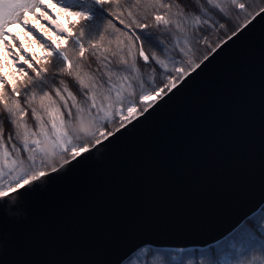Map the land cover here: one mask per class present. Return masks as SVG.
Here are the masks:
<instances>
[{"label":"snow or ice","instance_id":"snow-or-ice-1","mask_svg":"<svg viewBox=\"0 0 264 264\" xmlns=\"http://www.w3.org/2000/svg\"><path fill=\"white\" fill-rule=\"evenodd\" d=\"M76 5L0 0V264H264V0Z\"/></svg>","mask_w":264,"mask_h":264},{"label":"rangeland","instance_id":"rangeland-1","mask_svg":"<svg viewBox=\"0 0 264 264\" xmlns=\"http://www.w3.org/2000/svg\"><path fill=\"white\" fill-rule=\"evenodd\" d=\"M62 2H64L67 7L77 6L76 0H62ZM49 11L56 18L55 22L59 24L62 29L70 28L71 21L66 18L63 12H61L55 7L50 8ZM29 20L31 21L30 26H34L33 31L36 33V35L34 36L31 33L25 34L26 30L19 28V27L11 29V32L16 37V42L19 43L20 49L23 50L21 52L14 45L12 52L17 55H20L21 58L31 57L34 55L35 57L38 58L36 60V63H39L40 62L39 58H42L45 55L46 49L42 48L41 44L37 40V36H39L40 39L44 40L46 43H52L53 41H59L61 37H57L55 32L52 30V21L50 19L41 21V20L33 19L32 17H29ZM41 33H43V35H41ZM8 43H11V41H8ZM0 64L4 65L3 70H2L3 75L7 77L9 80H11L13 78V75L16 74L17 69L13 61L10 59L9 55L3 51V46H0ZM24 66L26 67L27 64L25 63ZM34 125L33 127H29L33 131H35ZM49 131L51 130L49 129ZM4 179L5 180L7 179V175H5Z\"/></svg>","mask_w":264,"mask_h":264},{"label":"trees","instance_id":"trees-1","mask_svg":"<svg viewBox=\"0 0 264 264\" xmlns=\"http://www.w3.org/2000/svg\"><path fill=\"white\" fill-rule=\"evenodd\" d=\"M226 38V37H225ZM213 42L216 40V37H212ZM201 51H203V48L201 47ZM67 82V81H66ZM69 83V90L73 92V94H77L76 89L73 87L71 82ZM79 99V96H78ZM25 119L28 121V126L33 127L35 124L34 121L31 120L30 115L28 117H25ZM8 129L6 128V135H7ZM231 241L225 240L222 245H220L221 249L230 247ZM204 256L203 253H201L199 250L193 251V252H185L183 255H176L177 260L184 261V264H188L189 261H191L193 264H199L200 259ZM170 259V258H169Z\"/></svg>","mask_w":264,"mask_h":264},{"label":"water","instance_id":"water-1","mask_svg":"<svg viewBox=\"0 0 264 264\" xmlns=\"http://www.w3.org/2000/svg\"><path fill=\"white\" fill-rule=\"evenodd\" d=\"M223 239V237H221V240ZM216 241L213 240V243H215ZM166 245H175L177 243H181L186 245L189 248H194V249H200L201 247H207V245L204 243V241H166V242H162Z\"/></svg>","mask_w":264,"mask_h":264}]
</instances>
